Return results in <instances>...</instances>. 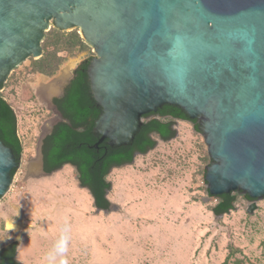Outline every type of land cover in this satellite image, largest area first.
Segmentation results:
<instances>
[{
  "label": "water",
  "instance_id": "water-1",
  "mask_svg": "<svg viewBox=\"0 0 264 264\" xmlns=\"http://www.w3.org/2000/svg\"><path fill=\"white\" fill-rule=\"evenodd\" d=\"M51 22L64 32L80 29L97 54L89 75L102 114L91 148L132 146L145 115L179 107L203 120L208 195H243L255 211L264 199V0H0V88L25 61L43 57ZM46 135L28 160L32 172L43 167ZM20 163L0 140V198ZM13 207L20 221L8 219L6 230L19 243L24 217Z\"/></svg>",
  "mask_w": 264,
  "mask_h": 264
},
{
  "label": "rangeland",
  "instance_id": "rangeland-1",
  "mask_svg": "<svg viewBox=\"0 0 264 264\" xmlns=\"http://www.w3.org/2000/svg\"><path fill=\"white\" fill-rule=\"evenodd\" d=\"M85 44L51 77L34 70L37 60L25 61L0 92L15 110L23 146L21 164L0 200V244L3 238L15 239L6 223L20 221L17 205L24 217L18 244L26 251L21 257L17 252L21 264H45L65 228L69 264H264V199L250 213L254 201L237 195V210L224 218L214 215L218 200L205 185L210 156L191 122L178 121V136L168 142L153 136V150L109 173L108 213L97 212L89 190L79 187L78 172L69 165L51 177L23 181L50 121L35 90L45 84L44 78L46 84L59 78L68 65H73L70 76L81 61L97 57Z\"/></svg>",
  "mask_w": 264,
  "mask_h": 264
},
{
  "label": "trees",
  "instance_id": "trees-1",
  "mask_svg": "<svg viewBox=\"0 0 264 264\" xmlns=\"http://www.w3.org/2000/svg\"><path fill=\"white\" fill-rule=\"evenodd\" d=\"M86 48L83 38L77 32L63 33L55 30L46 33L43 42L44 56L34 61V70L51 77L69 56ZM91 61L92 58L84 60L74 71L72 87L67 91L63 106L60 107L64 121L45 139L43 148L45 171L51 173L65 164L72 165L77 169L81 185L88 188L93 197L95 208L108 210L111 203L107 198V191H110L111 183L107 180V176L113 168L132 164L136 153L145 155L153 150L157 145L153 134H157L165 142L176 138L177 130L173 129L176 120L193 123L199 133H202V130L200 125L195 120H191L182 109L165 105L158 111L156 118L143 117V127L132 146L112 149L105 141L98 148H91L98 141L93 129L102 114V110L99 109L89 115L92 110L90 108H95L85 71ZM166 117L169 119L166 120ZM0 140L13 149L20 161L23 146L18 135L17 116L11 104L2 95H0ZM16 170L12 172V176ZM215 198L218 202L212 211L216 216L228 214L235 209L234 193ZM16 249L17 243L13 245L10 255L12 258L16 255Z\"/></svg>",
  "mask_w": 264,
  "mask_h": 264
},
{
  "label": "flooded vegetation",
  "instance_id": "flooded-vegetation-1",
  "mask_svg": "<svg viewBox=\"0 0 264 264\" xmlns=\"http://www.w3.org/2000/svg\"><path fill=\"white\" fill-rule=\"evenodd\" d=\"M52 28H54V29H56L57 31H60V32H63V33H65L64 31H61V30H59V29H57L55 26H54V22H51V25H50V28L48 29V31L46 32V33H48ZM72 31H77V32H79L80 34H81V36L83 37V35H82V32H81V30L80 29H74V30H72ZM71 32V31H70ZM90 58H92V60L95 58V57H90ZM90 58H88V59H90ZM30 59H32V58H30ZM88 59H85V60H88ZM29 60V59H28ZM84 61V60H83ZM83 61H81V62H83ZM80 62V63H81ZM92 62V61H91ZM79 63V64H80ZM79 64H78V66H79ZM90 65H91V63L86 67V69H85V71H86V74H87V81H88V85H89V87H90V93H91V95H92V99H93V101L95 102V108H90V109H92L91 111H90V113H89V115L90 114H93V112H96V111H98L99 109H101L102 110V108L98 105V103L96 102V100L94 99V97H93V94H92V90H91V81H90V75H89V68H90ZM77 66V67H78ZM76 67V68H77ZM76 68L75 69H73L72 70V72L71 73H69L70 74V76L66 79V81H65V83L60 87V90L58 91V93H56V94H54L53 96H51V98H50V100H48V101H45V99H42L41 98V95H42V93H43V91H42V89L40 88L39 89V86L36 88V90H35V94L37 95V97L39 98V100L41 99V102L45 105L44 106V109L45 110H47V112L50 114V116L48 117V119H50V121H49V126H48V128L47 127H45V128H47L46 130V137H45V139L53 132V130H54V128L55 127H57L60 123H62L63 121H64V117H63V114H62V112H61V110H60V107H62L63 106V103H64V99H65V96H66V94H67V91L69 90V89H71V87H72V82H73V80H74V78H75V74H74V71L76 70ZM15 71V70H14ZM11 75V74H10ZM10 77V76H9ZM45 79L46 78H44V83L46 84L47 83V81L48 80H46L45 81ZM3 89H4V85H2L1 86V88H0V92H2L3 91ZM37 98V99H38ZM165 106V105H164ZM163 106V107H164ZM171 106V105H170ZM162 107V108H163ZM175 107V106H174ZM162 108H160V109H162ZM179 108V107H178ZM159 109V110H160ZM181 109V108H180ZM158 110V111H159ZM158 111L157 112H152V113H149V114H147V115H145V116H147V119H152V118H156L157 117V113H158ZM185 112V111H184ZM166 120L167 119H169L168 117H166L165 118ZM173 120V119H172ZM178 121H180V120H176L175 121V125H174V127H173V129H175L176 130V123L178 122ZM196 121V123L197 124H199L200 125V128H201V130H202V134H203V120H202V118H198V119H196L195 120ZM193 124V123H192ZM194 125V124H193ZM194 127H195V125H194ZM178 133V132H177ZM157 136L158 138H159V136L157 135V134H153V136ZM45 139L43 140V145H42V154H43V167L41 168V166H40V169L39 170H37V171H35V172H32V171H30V166H29V162L26 164V166H25V171H26V174L28 175V177L29 178H33V179H40V177H42L45 173H47L46 171H45V161H44V153H43V148H44V143H45ZM160 140H161V138H160ZM163 141V140H162ZM137 154V153H136ZM135 154V155H136ZM21 161V160H20ZM20 161H19V163H20ZM21 164V163H20ZM67 165H69V166H71V167H73L72 165H70V164H65V165H63L60 169H57V170H55V171H53V172H51V173H47V174H54V173H56L57 171H60L61 169H63L65 166H67ZM20 166V165H19ZM119 167H121V166H119ZM119 167H117V168H119ZM73 168H75V167H73ZM76 169V168H75ZM113 169H115V168H113ZM17 171V170H16ZM76 171H77V169H76ZM15 175V174H14ZM13 178H14V176H12ZM46 177H51V176H46ZM78 182H79V186L81 187V188H85V187H83L82 185H81V181H80V179H79V174H78ZM85 189H88V188H85ZM93 198V197H92ZM0 200H1V198H0ZM94 200V199H93ZM99 209V208H98ZM110 209H111V206H110V208L108 209V211H110ZM96 210H97V208H96ZM102 210V209H101ZM101 212H103V211H101ZM104 213V212H103ZM11 241V240H10ZM15 243H17V249H16V255H15V257H11L10 255L12 254V248H13V245L15 244ZM1 244H3V243H1ZM18 248H19V244H18V242H17V240L16 239H12V242L9 244V245H6V246H0V263H3V264H5L6 262H9V263H11V264H19L20 262L17 260V252H18ZM21 264V263H20Z\"/></svg>",
  "mask_w": 264,
  "mask_h": 264
},
{
  "label": "clouds",
  "instance_id": "clouds-1",
  "mask_svg": "<svg viewBox=\"0 0 264 264\" xmlns=\"http://www.w3.org/2000/svg\"><path fill=\"white\" fill-rule=\"evenodd\" d=\"M14 228V224H13ZM68 229L65 228L57 240L54 249L49 252L45 257V264H69L67 252L69 250V236L67 235ZM19 250V249H18Z\"/></svg>",
  "mask_w": 264,
  "mask_h": 264
},
{
  "label": "bare ground",
  "instance_id": "bare-ground-1",
  "mask_svg": "<svg viewBox=\"0 0 264 264\" xmlns=\"http://www.w3.org/2000/svg\"><path fill=\"white\" fill-rule=\"evenodd\" d=\"M71 66H73L72 64L68 65L67 68H65V70L62 72L61 76L59 78H56V79H53L49 84H41L39 86V89L43 88L42 91V95H41V98L42 99H45L47 94L49 93L50 89L55 86L56 84H58L59 82L63 81L64 79L67 78V75H68V72L69 70L71 69ZM69 76V75H68ZM84 194V193H83ZM88 201V200H87ZM24 250L26 251V249H22V254H24ZM24 257V256H22ZM26 257V256H25ZM25 259V258H24Z\"/></svg>",
  "mask_w": 264,
  "mask_h": 264
},
{
  "label": "crops",
  "instance_id": "crops-1",
  "mask_svg": "<svg viewBox=\"0 0 264 264\" xmlns=\"http://www.w3.org/2000/svg\"><path fill=\"white\" fill-rule=\"evenodd\" d=\"M19 256L21 257V254H22V249H21V246H20V248H19ZM26 260V259H25Z\"/></svg>",
  "mask_w": 264,
  "mask_h": 264
}]
</instances>
